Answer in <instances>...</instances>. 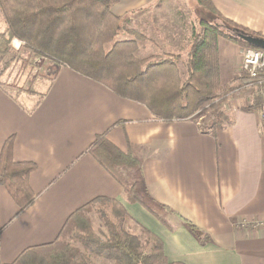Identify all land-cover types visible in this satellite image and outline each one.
I'll return each instance as SVG.
<instances>
[{
  "label": "crops",
  "instance_id": "1",
  "mask_svg": "<svg viewBox=\"0 0 264 264\" xmlns=\"http://www.w3.org/2000/svg\"><path fill=\"white\" fill-rule=\"evenodd\" d=\"M180 1L118 0L111 13L129 20L177 14L183 8ZM209 1L222 18L264 37V0ZM188 24L190 40L197 19ZM153 25H141L139 32L149 47L166 42L163 27ZM146 30L156 33L158 41L150 40ZM218 49L220 81L226 85L237 74L241 48L220 38ZM1 77L0 152L13 138V161L35 166L28 181L35 200L19 212L0 187V264L53 243L68 218L98 198L119 202L131 223L161 241L169 263L264 264V122L259 116L264 86L245 88L241 103L226 100L220 108L226 122L212 131L210 115L163 122L145 106L66 67L56 68L38 101L13 95ZM256 98L260 105L255 110H239L252 107ZM101 135L122 153L130 147L141 150L136 152L140 179L132 186L170 228L143 206L128 203L122 188L89 153Z\"/></svg>",
  "mask_w": 264,
  "mask_h": 264
},
{
  "label": "trees",
  "instance_id": "2",
  "mask_svg": "<svg viewBox=\"0 0 264 264\" xmlns=\"http://www.w3.org/2000/svg\"><path fill=\"white\" fill-rule=\"evenodd\" d=\"M117 1L0 0V15L6 24L5 32L0 34V57L10 52L8 44L16 38L36 59L48 60L56 68L66 67L99 83L117 96L145 106L163 122L186 120L198 112H208L213 120L212 131L221 129L226 122L220 109L226 94L219 85L218 39L244 49L254 48L201 18L191 31L185 55L137 58L138 40L142 39L138 33L130 32L136 36L132 40H118L128 31L124 27L126 19L111 13ZM192 1L220 20L224 27L262 37L222 18L209 0ZM180 62L185 73L178 68ZM259 105L260 99L256 98L252 107L241 110L251 112ZM12 149L13 138H9L0 152V187L22 212L35 200L28 183L35 166L14 162ZM140 151L130 147L127 153H122L104 135L97 136L89 149L96 162L122 188L128 203L143 206L170 228L144 204L135 185L130 186L123 178L127 175L140 179V162L136 154ZM96 203L99 205L98 217L106 230L102 238L96 236L89 225H78ZM126 221L130 218L119 202L95 199L68 218L53 243L24 251L12 264H38L34 260L36 254L48 250L52 252L48 264H96L97 260L112 264H181L169 263L163 255L161 241L145 229L140 228L148 237L144 244L137 235L125 231L122 226ZM185 223L200 242H206V237L197 228ZM73 242L79 246H73Z\"/></svg>",
  "mask_w": 264,
  "mask_h": 264
},
{
  "label": "rangeland",
  "instance_id": "3",
  "mask_svg": "<svg viewBox=\"0 0 264 264\" xmlns=\"http://www.w3.org/2000/svg\"><path fill=\"white\" fill-rule=\"evenodd\" d=\"M180 3L183 8H181V11H177V14H163L162 12H160L158 15H148L143 17L136 15L135 17H131V20H129V17H124L126 19L124 27L128 32L122 33L119 36L118 40L134 39L136 36L134 37L133 35H130V32H135L140 35L141 25L154 24L153 26L157 27L158 23L161 27H163L161 28L160 33L161 35L166 37V42L162 44L157 42L158 44H155V46L149 47L146 46V41L138 40V49L135 53V56L137 58H147L151 56L162 58L164 55H166L165 53L167 52H187L189 46L188 44L190 41V24H188V19L196 18L198 21L199 19L203 18L204 20L215 24L216 26H218V28L227 33L226 28L220 20H218L217 18H213L193 2H185L181 0ZM184 9L186 10V12H184ZM185 14H187V16ZM5 30L6 24L2 15H0V34H3ZM145 33V35H152L151 38H149L150 40L153 39L154 41H158L156 38V33H154V35L149 30H146ZM144 39L149 40L146 37H144ZM240 48V62L238 63V71L236 76H234V79L229 81V83H226V85H222L219 79L220 89L223 93L226 94V100L231 99L230 101H232L235 99L237 103H239V101L242 99L245 100V97L247 95L244 87V79H242L244 73L241 69L242 52L244 48H242L241 46ZM5 63H7L6 66ZM177 65L180 71L182 73H185L182 62L178 63ZM55 70L56 67L52 62L45 59H36L26 48H21L17 52L10 50V52H8L6 56L0 57V74H2V82L7 83V87L8 89H10V92H12L13 95L18 97H30L34 101H38L40 99V92L45 89V86H47L48 81ZM200 114L205 116L204 120L209 118L208 112H198V115ZM123 178H125L126 182L130 186H132V181L134 180V178H132L131 176L128 177L127 175L125 177L123 176ZM98 207V203L93 205L92 210L82 216V221L78 225H89L94 234L102 238L106 235V230L98 217ZM122 227L125 231L133 235H137L141 243L144 244L146 242L148 237L143 235L141 229L135 226L130 221H126ZM72 244L73 246H79V244H75L74 242ZM51 253L52 252H49V250L39 252L34 257L35 263L48 264V259L50 258V256H52ZM96 264L112 263L97 260Z\"/></svg>",
  "mask_w": 264,
  "mask_h": 264
},
{
  "label": "built area",
  "instance_id": "4",
  "mask_svg": "<svg viewBox=\"0 0 264 264\" xmlns=\"http://www.w3.org/2000/svg\"><path fill=\"white\" fill-rule=\"evenodd\" d=\"M8 47L14 52L19 51L24 47V43L12 39ZM242 63L241 69L245 75L244 87L249 88L255 84L264 86V51L258 49H244L242 52ZM259 116L261 121L264 122V91H263V101L260 106Z\"/></svg>",
  "mask_w": 264,
  "mask_h": 264
},
{
  "label": "water",
  "instance_id": "5",
  "mask_svg": "<svg viewBox=\"0 0 264 264\" xmlns=\"http://www.w3.org/2000/svg\"><path fill=\"white\" fill-rule=\"evenodd\" d=\"M226 31L232 38L241 41L247 46L264 51V37H255L250 34H246L239 29L226 28Z\"/></svg>",
  "mask_w": 264,
  "mask_h": 264
}]
</instances>
